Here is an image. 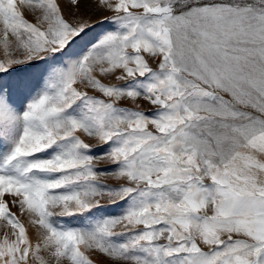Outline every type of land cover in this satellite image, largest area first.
<instances>
[{
	"label": "snow or ice",
	"instance_id": "1",
	"mask_svg": "<svg viewBox=\"0 0 264 264\" xmlns=\"http://www.w3.org/2000/svg\"><path fill=\"white\" fill-rule=\"evenodd\" d=\"M0 264H264V0H0Z\"/></svg>",
	"mask_w": 264,
	"mask_h": 264
},
{
	"label": "rangeland",
	"instance_id": "2",
	"mask_svg": "<svg viewBox=\"0 0 264 264\" xmlns=\"http://www.w3.org/2000/svg\"><path fill=\"white\" fill-rule=\"evenodd\" d=\"M142 106L145 107L146 109H147V108H150V106L144 104V102H142ZM100 167H103V165H101Z\"/></svg>",
	"mask_w": 264,
	"mask_h": 264
}]
</instances>
